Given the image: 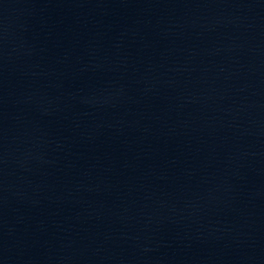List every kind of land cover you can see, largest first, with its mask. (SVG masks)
Here are the masks:
<instances>
[{"label":"water","instance_id":"obj_1","mask_svg":"<svg viewBox=\"0 0 264 264\" xmlns=\"http://www.w3.org/2000/svg\"><path fill=\"white\" fill-rule=\"evenodd\" d=\"M0 264H264V0H0Z\"/></svg>","mask_w":264,"mask_h":264}]
</instances>
